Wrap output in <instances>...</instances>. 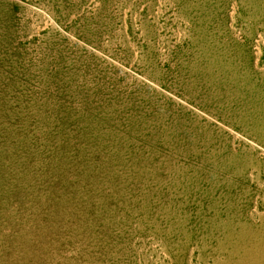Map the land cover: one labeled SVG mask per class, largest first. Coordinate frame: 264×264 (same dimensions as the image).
<instances>
[{
    "label": "rangeland",
    "instance_id": "obj_1",
    "mask_svg": "<svg viewBox=\"0 0 264 264\" xmlns=\"http://www.w3.org/2000/svg\"><path fill=\"white\" fill-rule=\"evenodd\" d=\"M0 264H264V0H0Z\"/></svg>",
    "mask_w": 264,
    "mask_h": 264
}]
</instances>
